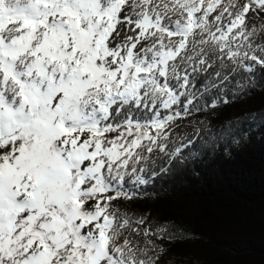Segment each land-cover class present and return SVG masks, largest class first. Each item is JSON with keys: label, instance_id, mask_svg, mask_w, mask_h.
Returning a JSON list of instances; mask_svg holds the SVG:
<instances>
[{"label": "snow or ice", "instance_id": "1", "mask_svg": "<svg viewBox=\"0 0 264 264\" xmlns=\"http://www.w3.org/2000/svg\"><path fill=\"white\" fill-rule=\"evenodd\" d=\"M256 71L264 0H0V264H158L126 177L197 155L183 121L228 100H194Z\"/></svg>", "mask_w": 264, "mask_h": 264}, {"label": "trees", "instance_id": "2", "mask_svg": "<svg viewBox=\"0 0 264 264\" xmlns=\"http://www.w3.org/2000/svg\"><path fill=\"white\" fill-rule=\"evenodd\" d=\"M218 96L228 103L183 121L200 130L197 155L165 172L153 164L146 184L126 177L133 199L122 208L166 229L156 241L165 249L158 264H264V78L236 74L194 104Z\"/></svg>", "mask_w": 264, "mask_h": 264}]
</instances>
